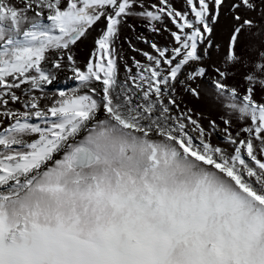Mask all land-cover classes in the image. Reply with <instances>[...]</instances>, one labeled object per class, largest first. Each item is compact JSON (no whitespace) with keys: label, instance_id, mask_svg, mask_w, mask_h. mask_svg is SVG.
Listing matches in <instances>:
<instances>
[{"label":"snow or ice","instance_id":"1","mask_svg":"<svg viewBox=\"0 0 264 264\" xmlns=\"http://www.w3.org/2000/svg\"><path fill=\"white\" fill-rule=\"evenodd\" d=\"M0 264H264V0H0Z\"/></svg>","mask_w":264,"mask_h":264},{"label":"rangeland","instance_id":"2","mask_svg":"<svg viewBox=\"0 0 264 264\" xmlns=\"http://www.w3.org/2000/svg\"><path fill=\"white\" fill-rule=\"evenodd\" d=\"M138 30H139V29H138ZM155 39L158 40V41H160V42H163V41H164V38H163V37H160V36L155 37ZM81 54H83V53H81ZM198 107H201V109L204 110V109H203V106L198 105ZM206 114H208V115H212L213 117L215 116L214 113H206ZM217 139H218V137H213V142H216Z\"/></svg>","mask_w":264,"mask_h":264}]
</instances>
